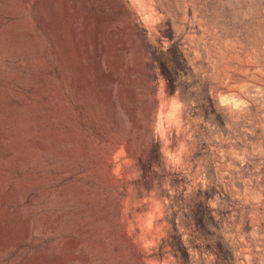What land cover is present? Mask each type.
<instances>
[{"label":"rangeland","instance_id":"rangeland-1","mask_svg":"<svg viewBox=\"0 0 264 264\" xmlns=\"http://www.w3.org/2000/svg\"><path fill=\"white\" fill-rule=\"evenodd\" d=\"M45 1L0 0V264H264V0Z\"/></svg>","mask_w":264,"mask_h":264},{"label":"bare ground","instance_id":"bare-ground-1","mask_svg":"<svg viewBox=\"0 0 264 264\" xmlns=\"http://www.w3.org/2000/svg\"><path fill=\"white\" fill-rule=\"evenodd\" d=\"M45 0H21V6L23 8H29L31 9V14L34 17L37 22L41 21L43 22L45 19L44 15V7H45ZM7 201H11L10 199L6 198ZM12 236V235H11ZM13 239L8 238L9 240H12V243H17V239L12 236ZM10 240V241H11ZM127 242V241H126ZM8 243V242H7ZM124 243V242H123ZM4 244V243H3ZM129 244V243H128ZM2 248V246H0ZM126 249V248H125ZM130 250V249H129ZM129 254V253H128ZM133 257V256H132ZM135 257V256H134Z\"/></svg>","mask_w":264,"mask_h":264}]
</instances>
